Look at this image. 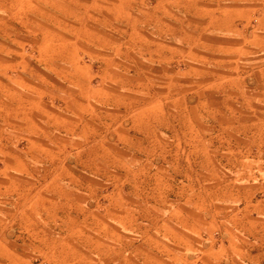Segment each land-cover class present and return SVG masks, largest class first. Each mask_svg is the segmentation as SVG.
<instances>
[{
	"label": "crops",
	"instance_id": "0c3cea01",
	"mask_svg": "<svg viewBox=\"0 0 264 264\" xmlns=\"http://www.w3.org/2000/svg\"><path fill=\"white\" fill-rule=\"evenodd\" d=\"M28 2L49 21L0 0V264H264V6L186 68L182 25L132 53L130 3Z\"/></svg>",
	"mask_w": 264,
	"mask_h": 264
},
{
	"label": "rangeland",
	"instance_id": "374dc122",
	"mask_svg": "<svg viewBox=\"0 0 264 264\" xmlns=\"http://www.w3.org/2000/svg\"><path fill=\"white\" fill-rule=\"evenodd\" d=\"M30 1V0H29ZM33 1V0H32ZM38 1V0H35ZM49 1V0H46ZM111 0H107V3H109ZM113 1V0H112ZM123 4L130 3L131 5H134L135 9H138L137 11L134 10L133 14L135 16H138L139 18L145 17L146 21L145 23L138 21L137 22V28L138 30H134L130 36H132V40H135L138 42V45L133 47L132 53H145V55L148 56L149 52H154V56L156 57V50L159 49L157 47V43L159 42H166L169 45L168 49H164V52H167L169 55H175V58L178 57V54L174 50L173 47L181 45V34L177 28L172 29L173 26H184L185 28V48H186V58L185 63L183 65V62L181 61L180 64L177 60L170 62V69H175L178 67H186L188 68V65L190 62H193L192 58L188 56V50L189 46H193V43L196 41L197 36L199 33H201L202 41L207 42L209 41L211 37V34L213 33V30H216L217 33L220 34H232L233 28L232 25L230 26V21L232 23H238L241 22L242 14H241V8L243 6L250 8L258 7V4L264 6V0H122ZM28 0H26L25 8H26V15L36 18L37 20H41L43 22L49 21L45 17H41L36 13H33L31 11L27 12L29 8H32L28 4ZM43 7L49 8L48 3L45 2V0H42L41 2ZM143 10H150L151 14L147 15L145 12H142ZM154 15H153V12ZM1 14V12H0ZM16 13L14 20H20V22L25 21L28 22L27 18H24V16H19ZM165 20H167L169 23L166 24ZM135 21V20H134ZM133 20L126 21L125 19H119L115 20L114 23H116L119 26H128L130 24H134L135 22ZM195 24H200L199 27ZM170 25V27H169ZM172 26V27H171ZM213 26H216L218 29H214ZM29 28H26L23 30V32H28V30H38L34 29V26L31 24L28 25ZM240 27V25H239ZM167 28L169 29L167 33ZM236 39L239 40L238 44L240 43L241 39V33L237 32ZM107 34H112L107 31ZM179 34V35H178ZM190 35V36H188ZM128 34L123 33L121 38H126ZM180 36V37H179ZM27 38H31L30 35H26ZM196 37V39H194ZM125 41V39H124ZM135 43L134 41H132ZM192 44V45H191ZM219 45H225V43H219ZM29 45H27L28 47ZM33 47L35 45H32ZM29 47L27 49V52H34L32 51L33 47ZM241 45H234L233 48L236 49L233 54L240 53V47ZM36 47V46H35ZM231 48V44L230 47ZM155 50V51H154ZM223 49L219 48V52H221ZM202 52L204 50L202 49ZM86 58V57H85ZM215 79V78H214ZM219 81H225L224 79H219ZM222 83H219V86ZM225 85V84H222ZM236 89L237 86V80L236 78H233V83L231 84ZM189 87H193V81L191 80ZM231 88V87H230ZM190 96H193V92L189 93ZM254 95V96H253ZM251 96V100H258V98L255 96V93ZM233 98V100L236 102L237 100H241V98L236 95V93L229 94L226 92H218V102H221V100H226V98ZM236 111V110H235Z\"/></svg>",
	"mask_w": 264,
	"mask_h": 264
}]
</instances>
